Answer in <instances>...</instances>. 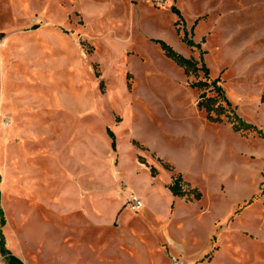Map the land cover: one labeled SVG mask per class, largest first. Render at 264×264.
I'll use <instances>...</instances> for the list:
<instances>
[{"label":"rangeland","instance_id":"1","mask_svg":"<svg viewBox=\"0 0 264 264\" xmlns=\"http://www.w3.org/2000/svg\"><path fill=\"white\" fill-rule=\"evenodd\" d=\"M184 31L264 135V0H0L11 253L29 264H264V140L197 110L189 86L202 74L186 76L152 42L198 61ZM177 174L199 201L170 195Z\"/></svg>","mask_w":264,"mask_h":264},{"label":"trees","instance_id":"2","mask_svg":"<svg viewBox=\"0 0 264 264\" xmlns=\"http://www.w3.org/2000/svg\"><path fill=\"white\" fill-rule=\"evenodd\" d=\"M171 13L176 17L174 26L176 27V34L179 33V25L182 22L180 12L175 8L171 7ZM161 51L164 58L170 61L176 68L182 70L186 76L196 77L199 73L202 74V81L192 83L189 87L193 90H197L199 93L196 101V108L198 111L204 112L206 118L215 125H221L224 122L230 125L233 133H254L259 136L260 139L264 140V135L261 130L256 129L254 126L242 121L236 114L235 109L231 106L227 100L225 93L219 85L218 78L210 79L209 71L206 68L202 55L203 52L200 49L199 44L193 43L187 38V34L184 31L181 38V42L188 48H195L199 52V60L194 61L192 59H186L180 54L176 53L170 46L162 41H152ZM111 139V149L115 151V144L111 133L107 132ZM140 164H143L140 162ZM168 168V166H165ZM151 177H155L156 171L154 168L150 170ZM168 192L173 198L185 199L188 202H197L201 198L200 192L193 188L185 190L180 174L171 177V183L166 187ZM5 220L3 211L0 207V256L6 261V264H23L18 258L13 256L7 249L4 237L2 234V228L4 227Z\"/></svg>","mask_w":264,"mask_h":264},{"label":"built area","instance_id":"3","mask_svg":"<svg viewBox=\"0 0 264 264\" xmlns=\"http://www.w3.org/2000/svg\"><path fill=\"white\" fill-rule=\"evenodd\" d=\"M126 204L131 210H139L142 207L141 202L135 196H130Z\"/></svg>","mask_w":264,"mask_h":264},{"label":"crops","instance_id":"4","mask_svg":"<svg viewBox=\"0 0 264 264\" xmlns=\"http://www.w3.org/2000/svg\"><path fill=\"white\" fill-rule=\"evenodd\" d=\"M12 253H13V252H12ZM12 253H11V254H12ZM12 255L15 256L16 258H18L17 255H16L15 253H13ZM18 259H19V258H18ZM19 260H20L23 264H29L28 261H27V259H26L25 256H23V255H22V259L20 258Z\"/></svg>","mask_w":264,"mask_h":264}]
</instances>
